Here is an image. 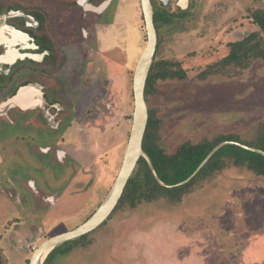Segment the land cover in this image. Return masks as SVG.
Here are the masks:
<instances>
[{"label": "rangeland", "instance_id": "1", "mask_svg": "<svg viewBox=\"0 0 264 264\" xmlns=\"http://www.w3.org/2000/svg\"><path fill=\"white\" fill-rule=\"evenodd\" d=\"M175 1L164 10L157 7L168 15L179 14ZM19 2L31 12L51 15L60 36L67 39L60 43L71 65L65 67L67 75L59 74V81L72 84L67 105L75 103L74 94L80 97L76 107L69 108L71 128L61 124L57 131L49 130L55 145L49 152L28 148L30 135L24 129L10 130L7 146L0 144V171L7 172H0L3 264H28L44 241L83 224L102 202L128 142L133 70L146 44L140 0H113L118 57L105 63V53L90 45L93 38L83 42L82 61L88 67L93 60L94 65L92 76L77 92L75 67L81 72L84 65H73L79 52L69 41L74 21L67 17L75 11H66L58 0ZM254 9H264V0H190L184 18L160 26L154 60L177 62L186 73L183 80L157 82L156 92L146 98L148 110L160 123V144L167 153L202 138L233 134L248 141L264 131V60L255 61L238 77L196 78L228 54L229 43L258 31L249 15ZM95 66L102 67L101 78L94 75ZM14 107L1 109L0 115L11 114ZM47 112L43 111L47 124L54 126L53 113ZM88 239L91 243L85 247L54 255L51 264H264V178L226 170L178 207L143 204L111 213Z\"/></svg>", "mask_w": 264, "mask_h": 264}, {"label": "flooded vegetation", "instance_id": "2", "mask_svg": "<svg viewBox=\"0 0 264 264\" xmlns=\"http://www.w3.org/2000/svg\"><path fill=\"white\" fill-rule=\"evenodd\" d=\"M19 1L0 0V102H6L17 95L20 97V91L25 90L22 95L25 96L27 92H30V100L33 105H25L21 102L17 106L15 105L14 109L9 110L11 114L0 115V144L3 147L7 146L8 137L12 134H9L10 130L16 132L24 129L30 135L29 139L25 141L28 148H46L49 152L55 146L54 137L49 130L57 131L61 124H64L66 129L71 128L73 122L70 121V115L73 111L69 108L72 105L76 107L80 95L75 97L74 94L71 102L75 103L67 105V99L71 96L68 91L72 88V84L68 79L64 80L68 85L67 88H64L67 85L59 81L61 76L59 74L65 72L67 75L65 67L71 65V62L67 58L65 49L61 47V43L65 44L67 39L60 36L58 28H55L56 22L49 14L39 13L35 10L31 12L32 8ZM58 1L66 11L70 9L75 11L70 16L67 15L74 21L71 25L74 36L66 37H69L71 44L74 43L77 46L79 52L78 61L73 65H78L81 62L84 65L81 72L75 67L78 85L76 89L77 92H80V87L86 85L87 76L88 79L92 76L90 75V72L92 73L91 65H94L93 60L88 62V67L87 62L82 61L81 44L93 38L94 42H90L93 50L100 49L101 53H105V63L111 64L114 58L118 57L115 54L119 48V43L116 40L117 34H119L116 25L118 12L116 11L115 14L113 12V0H88L86 4H83V0L80 2L77 0L73 2L71 0ZM170 1L151 0L154 12L159 10L166 13L163 10ZM189 3L190 0L175 1L179 14L185 13L189 8ZM158 4L163 10L157 7ZM93 7L99 8V10L93 11ZM95 65H97L96 62ZM68 71H70L69 67ZM102 72V67L96 68L95 66L94 75L98 74L101 78ZM38 86L40 87L39 91L36 89ZM46 109L53 113L54 126L47 124L48 119L43 113ZM47 151L45 154L48 153ZM5 165L7 163H3L2 166ZM4 171L6 172V170ZM31 183L30 188L35 191L34 182L31 181Z\"/></svg>", "mask_w": 264, "mask_h": 264}, {"label": "trees", "instance_id": "3", "mask_svg": "<svg viewBox=\"0 0 264 264\" xmlns=\"http://www.w3.org/2000/svg\"><path fill=\"white\" fill-rule=\"evenodd\" d=\"M249 15L252 23L258 27V31L247 33L239 40L229 43L228 54L214 64L207 65L197 74V80L205 81L216 76L238 77L255 61L264 60V9H254ZM184 16H186L185 13L168 15L159 10L154 12V25L158 35L157 45L161 40L160 26L170 25L174 23L175 18L182 19ZM185 77L186 73L179 63L153 60L146 80L145 100L149 93L156 92L157 82L183 80ZM159 127L160 123L154 119L153 111L148 110L142 149L149 156L158 178L169 186H174L190 177L220 143L237 142L264 152V131L261 130L248 141L236 135L227 134L212 139L202 138L196 143L186 142L173 153H167L160 144ZM231 169L249 171L257 177L264 178V157L236 145H225L214 153L188 183L169 188L158 184L145 159L140 158L112 214L118 211L136 210L143 204L161 203L172 208L178 207L186 197L200 190L204 184ZM89 234L57 246L48 255L44 264H51L56 254L66 255L76 247L87 246L91 243L88 239ZM0 261L3 264L2 260Z\"/></svg>", "mask_w": 264, "mask_h": 264}, {"label": "water", "instance_id": "4", "mask_svg": "<svg viewBox=\"0 0 264 264\" xmlns=\"http://www.w3.org/2000/svg\"><path fill=\"white\" fill-rule=\"evenodd\" d=\"M140 7L142 11L145 33H146V44L143 48L133 70L132 78V92H133V114L132 124L130 128L128 142L125 148L121 165L118 169L116 177L108 190L107 194L103 198L102 202L95 210V212L89 217L83 224L78 226L72 231L56 235L44 241L33 253L29 259L28 264H44L48 255L59 245L84 236L97 229L102 223L107 220L111 215L114 208L116 207L123 190L130 179L134 169L140 158H144L147 162L149 169L155 178V180L164 187H178L188 183L198 171L205 165V163L217 152L220 148L225 145H236L243 149L252 151L260 154L264 157V152L255 148H251L242 145L237 142H223L218 144L203 160L199 167L194 173L186 180L174 185L169 186L164 184L157 176L152 162L149 156L142 149V140L145 134L147 122H148V108L145 100V85L149 74V70L152 66L154 56L157 49L158 37L157 31L154 25V10L151 4V0H140ZM96 10V9H95ZM98 11V10H96ZM11 30V29H10ZM13 31V30H12ZM17 32V31H16ZM37 88V87H36ZM25 90L20 91L19 96ZM18 95L12 99H9L6 103L1 105V109H9L10 107L17 106L19 104L16 100L20 99ZM41 104V103H40ZM33 105V104H31ZM44 116L48 118L45 113Z\"/></svg>", "mask_w": 264, "mask_h": 264}, {"label": "bare ground", "instance_id": "5", "mask_svg": "<svg viewBox=\"0 0 264 264\" xmlns=\"http://www.w3.org/2000/svg\"><path fill=\"white\" fill-rule=\"evenodd\" d=\"M181 4L182 5H184V3L183 2H181ZM39 45V44H38ZM30 92H27V95H22L21 97L22 98H20V99H17L16 101L18 102V103H24L25 105L27 104V105H29V104H31L32 103V101L30 100V94H29ZM24 94V93H23Z\"/></svg>", "mask_w": 264, "mask_h": 264}]
</instances>
